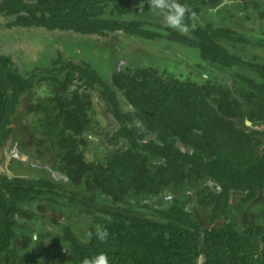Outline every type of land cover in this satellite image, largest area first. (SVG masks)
Here are the masks:
<instances>
[{"label": "trees", "instance_id": "trees-1", "mask_svg": "<svg viewBox=\"0 0 264 264\" xmlns=\"http://www.w3.org/2000/svg\"><path fill=\"white\" fill-rule=\"evenodd\" d=\"M179 2L186 31L149 0H0L53 36L0 51V264H264V0Z\"/></svg>", "mask_w": 264, "mask_h": 264}, {"label": "rangeland", "instance_id": "rangeland-1", "mask_svg": "<svg viewBox=\"0 0 264 264\" xmlns=\"http://www.w3.org/2000/svg\"><path fill=\"white\" fill-rule=\"evenodd\" d=\"M31 33L34 35L33 37L32 36L30 37V35L29 36H23V35L21 36L18 33H16L15 31H11V30L4 31V28H2L0 26V51H8V52L13 53L14 55H15V52H18L17 54H18L19 60L24 65L25 64H29L32 61H35L37 59V57L40 55L39 53L40 52L42 53V51L45 49V45H44L46 43L45 40L48 39V38L52 39L53 36H50V34L47 35L46 33L42 32V31H37V30L35 32L33 30H31ZM131 44H133V42ZM59 46L60 45H56V47H59ZM173 48L178 49V50H180V51H182L184 53V50H182L178 45L173 46ZM85 49L87 50L86 53H88V55H90V48L88 49L86 47ZM169 49L170 48L167 46L164 49V53L170 52ZM248 50L251 51L250 57H254L255 58V55H256L259 59H264V55H263L264 51L259 53L253 48L248 49ZM120 51L124 52L125 54H133L132 55L133 57H137L138 56L140 58V53L139 52H133V53L129 52L128 49L125 48L124 46L120 47ZM45 52L47 53L46 49H45ZM117 52H119V51H117ZM186 52L190 53V54H192V52L194 53V51L191 48H189V47H185V53ZM93 53H96V51L93 52ZM126 56H129V55H126ZM161 57L162 58L158 57L159 58L158 61L164 62V60H165V61H167L169 63L172 62V64H175L176 59H172V58H175L173 53L167 54V55H165V57L164 56H161ZM194 57L196 58L195 54H194ZM125 58L126 57L120 58L119 61H118L119 64L120 63H124L125 62ZM180 58H189V57L183 56L181 54ZM169 60H171V62ZM152 61H154V60L152 59ZM191 63H193L192 60H191ZM151 64H153L156 67H158V64H156L155 62H152ZM172 64L171 65H167L166 64V65L172 69V67L174 66V65L172 66ZM91 103H92V106L95 108L93 114H94L95 117L98 118V120L100 121V124L105 125L106 128L109 127L108 124L110 123L109 122L110 119L108 117L103 116L102 114L100 115V110L98 108V104L100 102H98V100H96L95 96L92 97ZM40 256H41V258H40L41 260H43V261L46 260L48 263H49L50 260H56L53 251H51V252L49 251V253H42Z\"/></svg>", "mask_w": 264, "mask_h": 264}, {"label": "clouds", "instance_id": "clouds-1", "mask_svg": "<svg viewBox=\"0 0 264 264\" xmlns=\"http://www.w3.org/2000/svg\"><path fill=\"white\" fill-rule=\"evenodd\" d=\"M149 6L153 11L159 12L163 17L164 24L172 29L186 31L187 25L184 24L185 13L188 11L187 5L179 0H149ZM190 17H195L194 12H189ZM96 238L103 242L108 238V229L100 225L95 226ZM81 264H111L108 253L98 251L81 260Z\"/></svg>", "mask_w": 264, "mask_h": 264}, {"label": "water", "instance_id": "water-1", "mask_svg": "<svg viewBox=\"0 0 264 264\" xmlns=\"http://www.w3.org/2000/svg\"><path fill=\"white\" fill-rule=\"evenodd\" d=\"M14 157L19 158L20 160H22L24 163H32V164H39V162L35 159H32L30 157H28L27 155H22L17 149H15L14 151H12Z\"/></svg>", "mask_w": 264, "mask_h": 264}, {"label": "flooded vegetation", "instance_id": "flooded-vegetation-1", "mask_svg": "<svg viewBox=\"0 0 264 264\" xmlns=\"http://www.w3.org/2000/svg\"><path fill=\"white\" fill-rule=\"evenodd\" d=\"M248 124L250 123V122H247Z\"/></svg>", "mask_w": 264, "mask_h": 264}]
</instances>
